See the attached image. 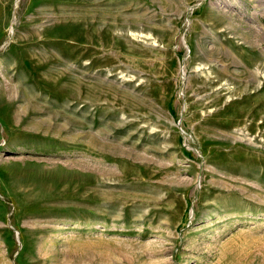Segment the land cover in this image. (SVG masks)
Returning <instances> with one entry per match:
<instances>
[{"label":"rangeland","instance_id":"obj_1","mask_svg":"<svg viewBox=\"0 0 264 264\" xmlns=\"http://www.w3.org/2000/svg\"><path fill=\"white\" fill-rule=\"evenodd\" d=\"M0 264H264V0H0Z\"/></svg>","mask_w":264,"mask_h":264},{"label":"bare ground","instance_id":"obj_2","mask_svg":"<svg viewBox=\"0 0 264 264\" xmlns=\"http://www.w3.org/2000/svg\"><path fill=\"white\" fill-rule=\"evenodd\" d=\"M49 60H50V58H47V57H46V58H45V62H42V63H46V62H48ZM29 67L31 68V64H29ZM3 73H4V72H3ZM3 76H5V75H3ZM10 77H11V76H10ZM5 78H6V77H5ZM7 80L9 81L8 78H7ZM12 80H13V79H12ZM10 82H11V81H10ZM5 83H6V82H5ZM11 83H12V82H11ZM8 85H9V84H8ZM8 85H7V86H8ZM8 87L10 88V91H12V90L14 91V90L16 89V85H15V86H10V85H9ZM8 87H7V88H8ZM7 90H9V89H7ZM10 91H9V92H10ZM7 92H8V91H7ZM11 93H12V92H11Z\"/></svg>","mask_w":264,"mask_h":264}]
</instances>
